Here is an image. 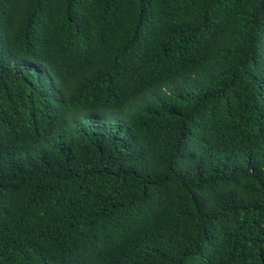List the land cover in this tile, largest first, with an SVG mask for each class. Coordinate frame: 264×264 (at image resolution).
Masks as SVG:
<instances>
[{
	"label": "trees",
	"instance_id": "1",
	"mask_svg": "<svg viewBox=\"0 0 264 264\" xmlns=\"http://www.w3.org/2000/svg\"><path fill=\"white\" fill-rule=\"evenodd\" d=\"M0 264H264V0H0Z\"/></svg>",
	"mask_w": 264,
	"mask_h": 264
}]
</instances>
